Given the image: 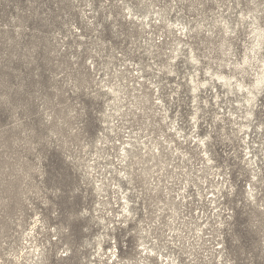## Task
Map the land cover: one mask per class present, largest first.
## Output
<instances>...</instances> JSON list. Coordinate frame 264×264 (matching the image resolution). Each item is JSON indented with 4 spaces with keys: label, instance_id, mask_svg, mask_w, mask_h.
<instances>
[{
    "label": "rangeland",
    "instance_id": "1",
    "mask_svg": "<svg viewBox=\"0 0 264 264\" xmlns=\"http://www.w3.org/2000/svg\"><path fill=\"white\" fill-rule=\"evenodd\" d=\"M0 264H264V0H0Z\"/></svg>",
    "mask_w": 264,
    "mask_h": 264
}]
</instances>
